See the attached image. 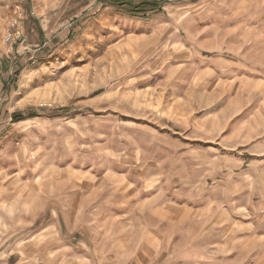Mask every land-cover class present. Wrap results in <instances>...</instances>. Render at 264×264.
Instances as JSON below:
<instances>
[{
	"label": "rangeland",
	"instance_id": "rangeland-1",
	"mask_svg": "<svg viewBox=\"0 0 264 264\" xmlns=\"http://www.w3.org/2000/svg\"><path fill=\"white\" fill-rule=\"evenodd\" d=\"M156 1L0 0V264H264V0Z\"/></svg>",
	"mask_w": 264,
	"mask_h": 264
},
{
	"label": "trees",
	"instance_id": "trees-1",
	"mask_svg": "<svg viewBox=\"0 0 264 264\" xmlns=\"http://www.w3.org/2000/svg\"><path fill=\"white\" fill-rule=\"evenodd\" d=\"M118 1V0H115ZM123 5H128L131 6V11L135 13H142L148 11V9L153 10L157 5L159 4L156 0H151V1H140L137 3H132V1H127V0H122ZM14 120H19L21 117L18 115H15L13 117Z\"/></svg>",
	"mask_w": 264,
	"mask_h": 264
},
{
	"label": "built area",
	"instance_id": "built-area-1",
	"mask_svg": "<svg viewBox=\"0 0 264 264\" xmlns=\"http://www.w3.org/2000/svg\"><path fill=\"white\" fill-rule=\"evenodd\" d=\"M15 24H16V21L15 20L11 21L10 27L11 28L15 27ZM13 35H15L14 37H20V34L18 33V31H15L13 33ZM10 39H11V34L6 35L5 40L8 41Z\"/></svg>",
	"mask_w": 264,
	"mask_h": 264
}]
</instances>
